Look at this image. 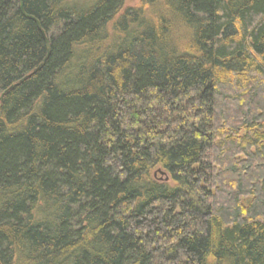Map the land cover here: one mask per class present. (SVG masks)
Returning <instances> with one entry per match:
<instances>
[{"label":"trees","instance_id":"trees-1","mask_svg":"<svg viewBox=\"0 0 264 264\" xmlns=\"http://www.w3.org/2000/svg\"><path fill=\"white\" fill-rule=\"evenodd\" d=\"M124 5L0 0V264H264V0Z\"/></svg>","mask_w":264,"mask_h":264},{"label":"rangeland","instance_id":"rangeland-1","mask_svg":"<svg viewBox=\"0 0 264 264\" xmlns=\"http://www.w3.org/2000/svg\"><path fill=\"white\" fill-rule=\"evenodd\" d=\"M144 0H125V5L124 8H129V7H137L141 4V2H143ZM159 179L164 178L163 175L158 174Z\"/></svg>","mask_w":264,"mask_h":264},{"label":"water","instance_id":"water-1","mask_svg":"<svg viewBox=\"0 0 264 264\" xmlns=\"http://www.w3.org/2000/svg\"><path fill=\"white\" fill-rule=\"evenodd\" d=\"M34 72V71H33ZM158 172L163 175L164 173L161 170H158ZM165 180H167V177H165Z\"/></svg>","mask_w":264,"mask_h":264}]
</instances>
